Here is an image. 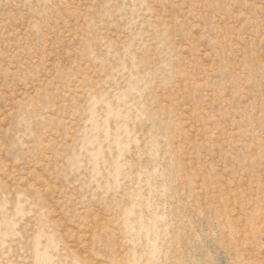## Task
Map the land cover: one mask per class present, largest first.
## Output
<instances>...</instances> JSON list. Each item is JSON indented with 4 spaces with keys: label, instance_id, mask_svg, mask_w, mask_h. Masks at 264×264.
<instances>
[{
    "label": "rangeland",
    "instance_id": "374dc122",
    "mask_svg": "<svg viewBox=\"0 0 264 264\" xmlns=\"http://www.w3.org/2000/svg\"><path fill=\"white\" fill-rule=\"evenodd\" d=\"M0 264H264V0H0Z\"/></svg>",
    "mask_w": 264,
    "mask_h": 264
}]
</instances>
